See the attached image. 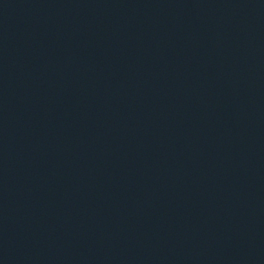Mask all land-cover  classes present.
<instances>
[{
	"label": "water",
	"instance_id": "obj_1",
	"mask_svg": "<svg viewBox=\"0 0 264 264\" xmlns=\"http://www.w3.org/2000/svg\"><path fill=\"white\" fill-rule=\"evenodd\" d=\"M0 264H264V0H0Z\"/></svg>",
	"mask_w": 264,
	"mask_h": 264
}]
</instances>
